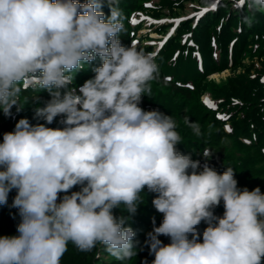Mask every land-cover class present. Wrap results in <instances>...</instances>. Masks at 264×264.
<instances>
[{
  "label": "clouds",
  "instance_id": "obj_1",
  "mask_svg": "<svg viewBox=\"0 0 264 264\" xmlns=\"http://www.w3.org/2000/svg\"><path fill=\"white\" fill-rule=\"evenodd\" d=\"M99 7V0H0V110L10 115L31 81L51 97L36 117L51 124L62 115L65 125L21 119L3 135L0 204L16 189L12 207L21 221L18 235L0 237V264H61L69 242L81 252L101 244L118 260L136 256L135 232L112 209L134 214L145 186L159 194L152 203L163 214L145 241L152 264H261L264 193L238 189L231 167L197 172L199 161L176 151L182 138L172 116L139 107L158 65L135 44L121 45L116 0L107 19ZM249 7L264 10V0ZM97 56L102 66L77 92L70 87L76 72ZM186 123L201 135L198 123ZM76 185L80 191L57 203L58 193ZM221 200L225 211L216 217ZM201 221L208 223L202 243Z\"/></svg>",
  "mask_w": 264,
  "mask_h": 264
},
{
  "label": "trees",
  "instance_id": "obj_2",
  "mask_svg": "<svg viewBox=\"0 0 264 264\" xmlns=\"http://www.w3.org/2000/svg\"><path fill=\"white\" fill-rule=\"evenodd\" d=\"M140 7L143 8V5ZM123 37V33L118 36L120 42ZM171 88L178 89L174 86H171ZM203 118L207 126L206 128L211 135V138H209L204 143L215 142L222 144L224 135L214 114L208 111L207 114L203 115ZM228 142H232L242 148L240 150L242 152V158L248 165L242 172L234 171V178L237 181V188L241 191L245 188H247L249 191H252V188L260 189L261 187H264V157H261L260 150L257 149L254 144H242L237 136L230 135ZM194 150L195 151L193 152H195L197 157L198 154H203L204 146L200 144V147H195ZM240 158V154H233L234 160L239 161ZM230 161L225 162V164H234ZM80 186L81 185L74 186L67 193L60 192L61 197L58 198L57 203H60L65 195H71L70 192L74 191ZM262 193H264V189ZM16 195L17 190L12 189L8 194L7 203L0 204V237L16 236L19 234L17 232V225L21 221L19 209L12 207V203ZM158 195L159 194L156 192L149 191L147 186H145L142 193L140 194V202L137 204V210L134 214L127 212L123 205L112 209V213L115 217L119 218L124 216L127 218L124 225L125 227H137L141 234L139 239L133 240L136 256L125 260H118L112 256L114 259L109 264H152V261L155 257L154 255L150 254L149 246L145 243V241L148 239V233L152 232L153 227H159L163 220V214L158 212L152 203L153 199H155ZM212 211L214 216L222 217L225 211L223 201L221 200L220 204L212 209ZM213 223H215V221ZM207 227L208 223L205 221H201L196 226L198 242H203V232ZM133 229L134 228H132V230ZM188 238L190 240L193 238L191 233L188 234ZM158 239L165 245L171 242L170 237L164 235H160ZM103 255L110 254L101 244H98L90 252H81L71 242H69L67 251L64 253L61 259V264H107L104 263L103 258L100 257ZM261 264H264V257L261 259Z\"/></svg>",
  "mask_w": 264,
  "mask_h": 264
},
{
  "label": "rangeland",
  "instance_id": "obj_3",
  "mask_svg": "<svg viewBox=\"0 0 264 264\" xmlns=\"http://www.w3.org/2000/svg\"><path fill=\"white\" fill-rule=\"evenodd\" d=\"M196 7H197V4H194V6H193V3L192 4L186 3V6L184 7V11L181 13V15H185V14L189 15V14H192L194 12V10H195ZM146 32H149V36L152 37V38H156V37L157 38H160L162 36L159 33L153 32V30H149V28L141 29L139 31V34L146 33ZM144 41H146L147 43H151L150 40H145L144 39ZM231 73H232V71L227 70L226 72H224L222 74L221 73L220 74H217L214 77L215 78H219V80H217V81H223V80H225L226 76L229 75V74H231ZM179 103H181V102L180 101H176L175 104H179ZM41 104H45L44 103V100H39V105H38L37 108H40L41 107ZM34 105H35V103L34 104L26 103V109H25V113L26 114L24 115V118L26 116H28V115H31V114H34L35 115V109H33ZM35 117H36V115H35ZM100 257H102L104 263H107V264H109L110 262H112L113 259H114L110 255H103V256H100Z\"/></svg>",
  "mask_w": 264,
  "mask_h": 264
},
{
  "label": "snow or ice",
  "instance_id": "obj_4",
  "mask_svg": "<svg viewBox=\"0 0 264 264\" xmlns=\"http://www.w3.org/2000/svg\"><path fill=\"white\" fill-rule=\"evenodd\" d=\"M245 3V0H238V4H237V7H239L240 5L244 4ZM215 7V5L213 6ZM206 11V10H205ZM221 119H227V117H220Z\"/></svg>",
  "mask_w": 264,
  "mask_h": 264
}]
</instances>
